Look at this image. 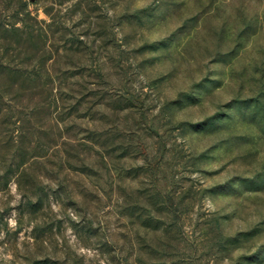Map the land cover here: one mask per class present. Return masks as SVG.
Wrapping results in <instances>:
<instances>
[{
	"label": "rangeland",
	"instance_id": "1",
	"mask_svg": "<svg viewBox=\"0 0 264 264\" xmlns=\"http://www.w3.org/2000/svg\"><path fill=\"white\" fill-rule=\"evenodd\" d=\"M22 3L0 264H264V0Z\"/></svg>",
	"mask_w": 264,
	"mask_h": 264
},
{
	"label": "trees",
	"instance_id": "2",
	"mask_svg": "<svg viewBox=\"0 0 264 264\" xmlns=\"http://www.w3.org/2000/svg\"><path fill=\"white\" fill-rule=\"evenodd\" d=\"M17 1V4L19 5L20 4V7L23 6V3H22V0H16ZM20 1V3H19ZM24 30H26L28 32V36H30L31 38H33L35 35H34V29H33V24H31L32 22V18L30 17V13L29 11H26L24 15ZM3 29L6 33L8 32H12L15 34V32H17L19 30V28H17L16 26H14V24H11V28L9 27H3L0 25V30ZM38 35V34H37ZM36 35V36H37Z\"/></svg>",
	"mask_w": 264,
	"mask_h": 264
}]
</instances>
